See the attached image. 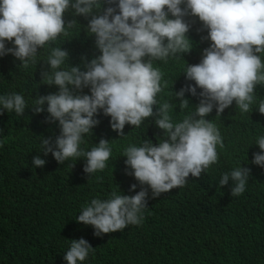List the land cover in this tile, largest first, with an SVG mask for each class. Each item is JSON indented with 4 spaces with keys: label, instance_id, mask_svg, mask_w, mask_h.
Wrapping results in <instances>:
<instances>
[{
    "label": "trees",
    "instance_id": "obj_1",
    "mask_svg": "<svg viewBox=\"0 0 264 264\" xmlns=\"http://www.w3.org/2000/svg\"><path fill=\"white\" fill-rule=\"evenodd\" d=\"M76 1L0 0V264H264V120L249 114L264 99V69L248 95L217 91L219 79L232 87L244 64L263 65L264 0H199L220 35L206 48L217 62L203 67L200 83L194 68L203 63L187 61L190 72L169 81L160 101L183 88L186 98L167 107L155 108L154 80L166 77L162 62L182 42L170 34L151 43L153 107L136 129L130 116L140 99L123 75L110 76L111 46L132 53L150 35L153 0H129L133 21L123 34L120 1L89 0L116 27L119 44L103 14L84 16ZM232 98L247 114L225 112ZM208 104L212 116L195 134L211 155L222 137V173L245 169L246 192L184 188L145 202L175 181L165 173L172 151L159 146L161 129L168 137L171 124Z\"/></svg>",
    "mask_w": 264,
    "mask_h": 264
},
{
    "label": "clouds",
    "instance_id": "obj_2",
    "mask_svg": "<svg viewBox=\"0 0 264 264\" xmlns=\"http://www.w3.org/2000/svg\"><path fill=\"white\" fill-rule=\"evenodd\" d=\"M119 1L121 12L120 34H123L131 29L134 11L132 9L131 2L129 3V0L128 3H126V0ZM167 5H170V8H168ZM152 6L154 16L150 17L153 23L150 35L145 36L138 46H134L132 53H130L128 49L124 50L122 46L119 48L114 47L113 45L111 46L113 68L110 72V76L123 75V80L126 83L125 88L131 89L140 99V102L134 107L130 116V120L134 125V129H136L135 127L137 125L143 126L144 122L146 123V120L144 119L147 115H142V117L140 115L144 111H150V109L153 107L150 101V91L153 84V79L156 78V75L153 71V67L149 69V71H147L146 68L148 66L147 58H150V56L154 54L152 51L150 52V46L154 40H166L168 35L173 34L182 42V48L180 52L174 56L172 60L170 59L168 63L162 62V65H168L166 77L163 75L159 79L158 83H156L154 80V84L156 86L155 108H160V104H164L167 107L169 100H172L173 103H177L179 100L186 98L185 94L187 89L183 88L182 91L172 92L168 99L164 100L163 98L162 102L160 101L161 94H165L167 92L166 84L169 81L177 82L179 77L185 71L190 72L189 70H186L188 69V65L186 63L187 61L196 60L203 63V65H200L198 68H194V72L198 74L200 83H202L204 74L203 67H211L216 65L217 62L214 60V57L206 51V48L210 43H212V36L220 35L214 30V28H209L205 19L206 14L202 11L199 0H177L175 3L171 2L170 0H153ZM127 8L128 12L126 11ZM76 9L84 16L86 13H89L94 9L103 14L104 21L112 29V39L114 42L118 43V32L116 27L107 20L104 11L98 6V4L92 5L89 0H77ZM173 15H175V19L178 22L173 20ZM126 19H128L127 22ZM201 21L204 22L200 23ZM89 24L91 25L88 27L93 26L94 21H91ZM185 27L190 29L184 31L183 29ZM235 28V26H232V29L228 27L227 31L231 36L233 35ZM129 39L130 38L124 39L126 47L128 46ZM144 45H146V53L141 52V47ZM135 48H139V53L137 55L136 75H134L133 71ZM128 59L130 61V67L127 65V63H125ZM183 59H186V61ZM149 63L151 66H154L155 62L152 60V56L151 59H149ZM229 65L233 67V64ZM128 68L129 71L127 77L123 71L128 70ZM263 69L264 61L263 65L259 62L244 64L242 70L236 71V77H234L232 81L233 86L230 87L229 82H222V79H219L221 83H217V91L219 93L226 91L230 94V96L248 95L250 93V89H252L251 81L262 74ZM164 71L165 70L163 69L162 72ZM145 79H147V86L143 87L144 85L142 83L145 81ZM141 86L146 88L147 96L142 92ZM235 100L236 98H232V101L228 103L225 112L227 111L228 106H232L231 109H235L241 113L247 114L246 110L242 109L235 102ZM186 108L187 104L185 103L177 109L180 113H184ZM168 114L171 115L170 110H168ZM249 114H256L264 120V99L260 105H256V111H252V113ZM211 116L212 111L209 104L207 105L204 113H200V111L194 107L191 114L181 118V124H171L168 137L165 135L163 129H161L163 133V139L166 140V143L159 144V146L164 151H172L168 162L169 166H167L165 173L175 181L170 185L153 188V195L151 199L145 202L151 203L156 198L184 188H191L195 192H210L224 188L232 197L242 195L246 192L248 172L245 169L222 173V137L219 138L217 144L213 147V152L220 150L217 155L209 154L206 151L205 145H200L199 139L195 132L199 129L205 128ZM176 129H180L181 133H177L175 131ZM186 142H189V144L186 146L181 145V143ZM206 143H208V141ZM139 145L141 147L148 146L147 143H142ZM196 149H198V152L195 153L194 150ZM147 157L151 160V151ZM172 157L175 158L176 161H174ZM149 168L150 163H143L140 165L139 170L147 171ZM204 173L209 175L210 178L208 179Z\"/></svg>",
    "mask_w": 264,
    "mask_h": 264
},
{
    "label": "bare ground",
    "instance_id": "obj_3",
    "mask_svg": "<svg viewBox=\"0 0 264 264\" xmlns=\"http://www.w3.org/2000/svg\"><path fill=\"white\" fill-rule=\"evenodd\" d=\"M168 6V8H170V5H167ZM152 8H153V6H152ZM174 21L175 22H178L176 19H174ZM194 27V26H193ZM193 27H191V28H193ZM188 29H190V28H187V27H185L183 30L184 31H187ZM185 52H187V51H185Z\"/></svg>",
    "mask_w": 264,
    "mask_h": 264
},
{
    "label": "rangeland",
    "instance_id": "obj_4",
    "mask_svg": "<svg viewBox=\"0 0 264 264\" xmlns=\"http://www.w3.org/2000/svg\"><path fill=\"white\" fill-rule=\"evenodd\" d=\"M146 94H147V92H146ZM144 124H145V122H144Z\"/></svg>",
    "mask_w": 264,
    "mask_h": 264
}]
</instances>
